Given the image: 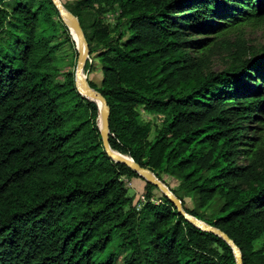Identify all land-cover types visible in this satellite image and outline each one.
<instances>
[{"label":"trees","instance_id":"obj_1","mask_svg":"<svg viewBox=\"0 0 264 264\" xmlns=\"http://www.w3.org/2000/svg\"><path fill=\"white\" fill-rule=\"evenodd\" d=\"M64 6L100 64V84L87 79L109 106L111 148L175 177L201 207L220 198L206 216L170 187L242 264H264V46L242 35L264 21V0ZM73 36L52 0H0V264H236L220 236L154 200L153 184L133 204L122 177L140 176L103 148L97 104L75 85ZM219 44L233 60L213 71ZM140 106L162 115L152 138Z\"/></svg>","mask_w":264,"mask_h":264},{"label":"water","instance_id":"obj_2","mask_svg":"<svg viewBox=\"0 0 264 264\" xmlns=\"http://www.w3.org/2000/svg\"><path fill=\"white\" fill-rule=\"evenodd\" d=\"M54 5L59 11L60 17L64 23L68 26L70 31L74 34L73 38L76 42L77 60L75 68V85L79 92H81L87 98L93 100L97 104L98 108V126L102 140L103 148L106 154L115 160L128 165L134 170L145 182H149L156 186L161 194H164L176 207L178 213L182 214L187 220L196 225L197 227L213 232L225 240L235 255L236 264H242V255L237 244L225 233L223 230L216 226H212L209 223L198 219L192 214L183 209L182 200L171 190V188L159 179L154 172L147 166H143L133 160L130 156L123 154L111 148L109 144V106L105 97L95 88L89 85L87 77L83 74V68L86 59L89 55V46L86 40L84 31L80 24L79 19L68 8H66L60 0H52Z\"/></svg>","mask_w":264,"mask_h":264},{"label":"rangeland","instance_id":"obj_3","mask_svg":"<svg viewBox=\"0 0 264 264\" xmlns=\"http://www.w3.org/2000/svg\"><path fill=\"white\" fill-rule=\"evenodd\" d=\"M60 1L63 5H69L74 0ZM106 18L109 22L113 23L115 19V14L109 12L106 15ZM89 20L90 19L87 18L86 23H88ZM234 34L235 33L231 34L230 37H234ZM242 35L246 39L247 43L251 44L253 47L260 48L261 46H264V21L256 25L246 24L243 27ZM233 55V51H229L225 46H222L221 44L217 45L210 54V60L207 66L208 69L218 71L226 68L229 64L232 63ZM88 58L89 61L92 62V67L89 70H84L83 68V74L87 78L93 80L97 85H99L102 77L99 68L100 64L97 58L93 59L92 55L88 56ZM138 110L141 120L149 121L152 123V130L149 135V138H152L155 134V127L160 124L162 115L149 112L146 108L142 106L138 107ZM256 134L263 136L264 139V128H259ZM162 177L169 187L174 189L178 194L182 196L187 207L195 210L198 213L205 214L206 216L214 214L218 211L222 202L220 198H214L207 206L201 207L199 205L197 197L194 194L188 193L185 189H183L179 185V181L175 177L166 174H162ZM122 180L124 181L125 186L127 187V193L132 197L133 204L136 205V208H139V206H141L143 201L145 200V181L141 177L137 176H123ZM152 193V198L154 200H158L159 196L161 195L160 190L158 188H155L153 189Z\"/></svg>","mask_w":264,"mask_h":264},{"label":"bare ground","instance_id":"obj_4","mask_svg":"<svg viewBox=\"0 0 264 264\" xmlns=\"http://www.w3.org/2000/svg\"><path fill=\"white\" fill-rule=\"evenodd\" d=\"M73 34V33H72ZM74 35V34H73Z\"/></svg>","mask_w":264,"mask_h":264},{"label":"built area","instance_id":"obj_5","mask_svg":"<svg viewBox=\"0 0 264 264\" xmlns=\"http://www.w3.org/2000/svg\"><path fill=\"white\" fill-rule=\"evenodd\" d=\"M140 207V206H139Z\"/></svg>","mask_w":264,"mask_h":264}]
</instances>
